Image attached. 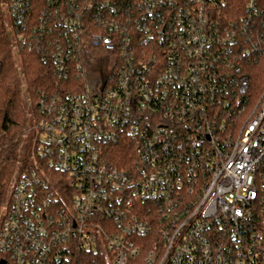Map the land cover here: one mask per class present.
<instances>
[{"label": "built area", "instance_id": "1", "mask_svg": "<svg viewBox=\"0 0 264 264\" xmlns=\"http://www.w3.org/2000/svg\"><path fill=\"white\" fill-rule=\"evenodd\" d=\"M46 2L29 31L34 0H4L14 49L45 40L84 86L41 102L0 218L5 264H264V88L246 73L264 0ZM88 48L107 53L94 76Z\"/></svg>", "mask_w": 264, "mask_h": 264}, {"label": "trees", "instance_id": "2", "mask_svg": "<svg viewBox=\"0 0 264 264\" xmlns=\"http://www.w3.org/2000/svg\"><path fill=\"white\" fill-rule=\"evenodd\" d=\"M4 0H0V218L8 200L9 187L16 171L28 167L30 154L20 156V148L29 118H33L37 126V118L42 100H51L81 92L83 81L80 70L73 68L68 79H60L56 65L49 57L47 42L37 39L31 46L14 49L15 32L10 24L5 23ZM46 0H34L27 18L29 31L39 23ZM95 54L107 53L103 50L88 48L81 59L86 68L91 65ZM94 76V72H90ZM247 79L254 94L259 95L264 88V55L257 62L247 65ZM25 84L27 100L24 97L22 84ZM37 129V128H36ZM39 133L35 139V154L39 143ZM118 153L126 157L130 154L128 146L121 145ZM20 164V165H19ZM0 254V261H4ZM68 264H107L100 254L77 252ZM129 264H143L141 259L131 260Z\"/></svg>", "mask_w": 264, "mask_h": 264}, {"label": "rangeland", "instance_id": "3", "mask_svg": "<svg viewBox=\"0 0 264 264\" xmlns=\"http://www.w3.org/2000/svg\"><path fill=\"white\" fill-rule=\"evenodd\" d=\"M4 5V4H3ZM4 9H5V23L6 24H11L12 22V18H11V14L8 11V8L5 7L4 5ZM107 57L104 54H95L93 56V59L91 60V65H89V67H86L85 70L88 72H98L101 69H103L106 63ZM22 89H23V93H24V97L27 100V94L25 92V84H22ZM35 120L33 118H29L28 123H27V128L30 129V132L26 131L23 141H22V145L20 148V156L22 158H24L26 156L27 151L30 154V158L31 160L33 159L34 155H35V139L37 136V129L35 128ZM40 137H43V135H40ZM34 164V161L33 163ZM11 185V183H10ZM6 206V204L4 205V207ZM3 207V210H4ZM2 210V212H3Z\"/></svg>", "mask_w": 264, "mask_h": 264}, {"label": "water", "instance_id": "4", "mask_svg": "<svg viewBox=\"0 0 264 264\" xmlns=\"http://www.w3.org/2000/svg\"><path fill=\"white\" fill-rule=\"evenodd\" d=\"M0 264H5V261H0Z\"/></svg>", "mask_w": 264, "mask_h": 264}]
</instances>
